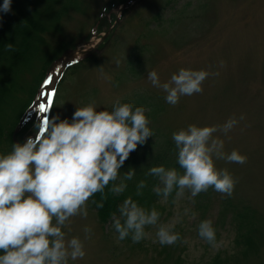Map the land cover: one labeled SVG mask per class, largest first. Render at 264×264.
<instances>
[{
  "label": "rangeland",
  "instance_id": "rangeland-1",
  "mask_svg": "<svg viewBox=\"0 0 264 264\" xmlns=\"http://www.w3.org/2000/svg\"><path fill=\"white\" fill-rule=\"evenodd\" d=\"M78 1L82 10L72 11L47 35L52 46L70 39L68 50L46 67L45 71L50 67L45 80L49 83L36 96L37 109H27L28 124L16 129L14 144L35 137L43 119L39 105H47L49 98L52 117L71 122L76 107L91 101L98 111H111L116 101L129 103L150 94L158 96L154 111H146L149 126L163 132L172 134L189 125L219 126L236 118L238 124L226 135L219 131L214 135L223 140L226 154L237 150L248 159L243 165L215 161L218 169H227L238 181L231 197L211 188L204 193L202 207L187 192L178 205L172 203L175 193L166 203L158 197L163 205L161 223L169 222L177 211L182 217L174 229L182 241L173 246L153 243L155 227L146 228L151 238L139 243L130 238L117 242L112 222L101 223L87 205V217H73L63 229L68 239L78 237L86 252L83 259L69 260V264H264V0ZM90 55L92 59L73 65ZM180 69L205 70L212 75L203 82L202 93L182 96L173 106L147 76L154 70L163 83ZM20 94L23 105L30 93ZM49 112L50 107L44 114L48 117ZM241 202L258 209L262 226L261 241L247 253L234 241L228 213ZM185 208L197 213L196 217L184 215ZM205 219L213 222L218 249L198 236L197 226ZM85 227L92 230L87 239Z\"/></svg>",
  "mask_w": 264,
  "mask_h": 264
},
{
  "label": "clouds",
  "instance_id": "clouds-1",
  "mask_svg": "<svg viewBox=\"0 0 264 264\" xmlns=\"http://www.w3.org/2000/svg\"><path fill=\"white\" fill-rule=\"evenodd\" d=\"M11 4L12 0H3L0 12H10ZM6 49L14 50L12 44ZM210 75L205 70L180 69L162 83L153 70L147 78L166 93V102L175 106L182 96L202 93L203 82ZM58 120L45 116L36 126L34 138L15 143L9 153L0 154V264H69V260L83 259L84 243L78 237L68 239L63 229L71 218L87 217L89 201L103 208L109 185V191L116 195L126 190L124 181L132 180L135 171L130 169L121 178L120 168L138 145L154 135L146 109L127 102L116 101L111 111H98L91 101L76 107L71 122ZM237 124L236 118H230L219 126L189 125L173 132L177 164L183 172L164 166L149 168L147 174L159 181L153 189L156 195L166 203L175 193L172 203L176 205L186 192L195 203L194 198L210 188L231 197L238 181L227 169H218L215 161L243 165L248 158L237 150L226 154L223 140L214 134L219 131L226 135ZM145 187L141 180L137 195ZM96 194H100V202L92 199ZM118 212L119 216L112 217L117 242L130 238L139 243L151 238L148 227L156 228L153 243L173 246L182 241L174 231L182 219L179 211L169 222L161 223L162 214L156 208L146 209L128 197ZM189 214L192 219L197 215L185 208L184 215ZM91 231L84 228L86 239ZM197 232L212 248L220 247L211 220L201 221Z\"/></svg>",
  "mask_w": 264,
  "mask_h": 264
},
{
  "label": "trees",
  "instance_id": "trees-1",
  "mask_svg": "<svg viewBox=\"0 0 264 264\" xmlns=\"http://www.w3.org/2000/svg\"><path fill=\"white\" fill-rule=\"evenodd\" d=\"M2 3L3 0H0V4ZM77 10H82L78 0H12L11 11L0 12V154H7L14 144L16 129L22 130L28 124L27 109L29 112L37 109L36 96L49 74L50 67L45 71L46 67L51 61L55 62L62 51L68 50L67 43L70 39L52 46L47 43V35L58 29L63 19L72 11ZM7 44H12L14 50L8 51ZM92 58V55L85 56L73 65ZM73 65L68 68H72ZM27 75L30 76L27 77ZM40 78L36 95L33 97ZM25 90L29 91L30 96L22 105L20 92ZM157 96L150 94L137 96L130 99L129 103L132 102L134 107L143 106L147 112H153L156 107L154 98ZM52 108L53 105H50L48 118L52 117ZM11 114L12 118H10ZM42 118H44L43 114ZM150 128L154 133L153 137L147 138L143 145H138L119 170L121 178L130 169L135 171L132 180L124 181L127 184L126 190L116 195L109 191L111 187L109 185V188L105 189L106 199L103 201V208L98 209L89 201L88 205L96 211L101 223L112 222L113 214L119 216V205L128 197L146 209L154 207L161 213L163 205L159 204V196L153 190L159 181L147 174L149 168L164 166L183 172L177 164V149L172 139L173 133L163 132L160 127ZM141 180L146 182V187L140 190L141 195H137V184ZM204 193L196 196L201 207ZM92 199L100 202L101 196L96 194ZM228 210L235 229L234 241L238 244V248L245 253L256 248L261 241L259 234L262 232L258 209L241 202L234 204ZM112 230L116 232L113 227ZM0 254L3 252L0 251Z\"/></svg>",
  "mask_w": 264,
  "mask_h": 264
},
{
  "label": "snow or ice",
  "instance_id": "snow-or-ice-1",
  "mask_svg": "<svg viewBox=\"0 0 264 264\" xmlns=\"http://www.w3.org/2000/svg\"><path fill=\"white\" fill-rule=\"evenodd\" d=\"M45 83H49V81H45ZM51 103H52V101H51V99L49 98V99H48V104H47V105H45V104H40V105H39V108H38L39 113H46V112H48Z\"/></svg>",
  "mask_w": 264,
  "mask_h": 264
},
{
  "label": "water",
  "instance_id": "water-1",
  "mask_svg": "<svg viewBox=\"0 0 264 264\" xmlns=\"http://www.w3.org/2000/svg\"><path fill=\"white\" fill-rule=\"evenodd\" d=\"M73 55H74V52H72V53L68 54V55H67V57H68V58H72V57H73Z\"/></svg>",
  "mask_w": 264,
  "mask_h": 264
}]
</instances>
